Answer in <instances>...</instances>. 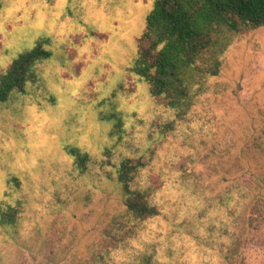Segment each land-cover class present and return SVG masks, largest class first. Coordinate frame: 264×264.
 Returning <instances> with one entry per match:
<instances>
[{"label": "clouds", "instance_id": "obj_1", "mask_svg": "<svg viewBox=\"0 0 264 264\" xmlns=\"http://www.w3.org/2000/svg\"><path fill=\"white\" fill-rule=\"evenodd\" d=\"M0 264H264V0H0Z\"/></svg>", "mask_w": 264, "mask_h": 264}]
</instances>
